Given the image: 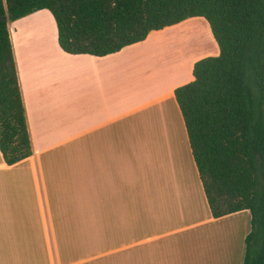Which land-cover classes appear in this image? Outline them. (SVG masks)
Listing matches in <instances>:
<instances>
[{"label":"crops","instance_id":"crops-1","mask_svg":"<svg viewBox=\"0 0 264 264\" xmlns=\"http://www.w3.org/2000/svg\"><path fill=\"white\" fill-rule=\"evenodd\" d=\"M190 21L105 56L65 52L48 9L9 23L30 157L66 150L69 178L67 187H45L40 171L31 180L25 171L0 170V264H102L107 195L117 178L179 190L192 154L174 91L194 79L204 54L189 59L177 48L171 60L161 49L168 31Z\"/></svg>","mask_w":264,"mask_h":264},{"label":"trees","instance_id":"trees-1","mask_svg":"<svg viewBox=\"0 0 264 264\" xmlns=\"http://www.w3.org/2000/svg\"><path fill=\"white\" fill-rule=\"evenodd\" d=\"M48 9L60 47L105 56L203 17L219 53L177 87L191 154L213 218L249 212L242 264H264V0H0V152L33 154L9 23Z\"/></svg>","mask_w":264,"mask_h":264},{"label":"rangeland","instance_id":"rangeland-1","mask_svg":"<svg viewBox=\"0 0 264 264\" xmlns=\"http://www.w3.org/2000/svg\"><path fill=\"white\" fill-rule=\"evenodd\" d=\"M191 19L194 21L189 24L199 26L202 34H197L196 30H186V22L168 31L167 42L162 47L166 49H161L164 56L171 55V60H175L178 52L180 55L187 54L189 59L200 53L204 57L218 54L219 48L209 22L203 17ZM177 29L184 31V34H178ZM192 45V52L190 49L186 52L185 48ZM201 45L203 49L200 52ZM206 48H211V51ZM178 111L181 113L180 109ZM67 155L66 150L59 148L49 152V155L41 154L38 162L29 157L9 166L0 152V170L25 171L31 180H36L40 171L45 187H67ZM184 171L183 177L178 178V191L171 187L167 188V192L161 191L154 182L150 186H142L139 182L131 184L119 178L115 180L117 187L107 195V256L102 257V264L241 262L239 258L244 254L243 235L249 212L240 211L220 220H210L211 213L192 156ZM90 264L96 263L91 261Z\"/></svg>","mask_w":264,"mask_h":264},{"label":"bare ground","instance_id":"bare-ground-1","mask_svg":"<svg viewBox=\"0 0 264 264\" xmlns=\"http://www.w3.org/2000/svg\"><path fill=\"white\" fill-rule=\"evenodd\" d=\"M189 23H191V22H186V24H188V25H186V26H187V28H185L186 30H190V31H191V30H196V32H198L197 34H202L201 32H202L203 30L200 31V30H199V29H200L199 26H196L195 24H194V25H192V24L190 25ZM177 31L179 32V33L176 32V33H178V34H180V33H183V34H184V31H180V30H178V29H177ZM177 37H178V36H177ZM172 38H174V37H172ZM175 38H176V36H175ZM170 40H171V39H170ZM178 41H179V40H178ZM178 41H177V42H178ZM174 42H175V41H174ZM179 42H180V41H179ZM179 42H178V43H179ZM168 43H169V42H168ZM170 43H171V41H170ZM178 43H177V44H178ZM165 44H166V43H165ZM168 45H170V44H168ZM166 46H167V45H166ZM163 47H165V46H163ZM169 47H170V46H169ZM173 48H175V47H173ZM164 49H166V48H163V50H164ZM167 49H168V48H167ZM170 50H172V49H170ZM172 52H173V51H172ZM165 53H166V52H165ZM175 53H176V52H175ZM168 54H173V53H168ZM165 55H167V54H165ZM170 57H171V55H170ZM173 57H174V55H173ZM175 59H176V58H175ZM168 127H169V126H168ZM170 129H171V131H172L173 127H170ZM169 132H170V131H169ZM169 132H168V133H169ZM174 133H175V131H174V129H173L172 134L174 135ZM178 133H179V132H178ZM169 134H170V133H169ZM178 152H180V151H178ZM179 154L181 155V153H179ZM173 160L175 161V159H173ZM173 160H171V161H173ZM177 161H178V160H177ZM169 162H170V161H169Z\"/></svg>","mask_w":264,"mask_h":264}]
</instances>
